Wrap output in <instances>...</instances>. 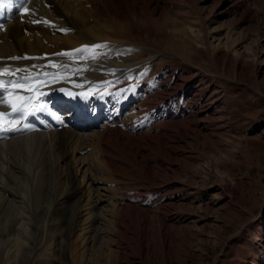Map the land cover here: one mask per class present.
<instances>
[{
  "label": "rangeland",
  "instance_id": "1",
  "mask_svg": "<svg viewBox=\"0 0 264 264\" xmlns=\"http://www.w3.org/2000/svg\"><path fill=\"white\" fill-rule=\"evenodd\" d=\"M193 1L150 2L149 16L141 5L128 7L133 23L142 18L129 29L140 35L132 59L140 64L159 57L146 61L140 80L148 82L152 97L167 100L160 109L163 127L150 133L141 118L142 124L120 120L122 129H112L126 134L101 137L103 129H97L95 137L96 127L81 131L88 135L82 145L93 190L81 189L70 228L58 214L47 257L38 264H80L86 212L109 240L103 256L97 242L82 264H264V0H197L199 13ZM86 4L87 23L102 16L111 20L105 5L99 16L93 2ZM120 12L127 19L123 5ZM133 100H125L128 109ZM134 116L126 109L121 118ZM108 147L115 154L111 160ZM66 180L59 172V202L67 194ZM93 191L105 202L86 207ZM124 207L132 209L119 217ZM118 230L127 233V247L116 242ZM121 250H129L128 256L118 254ZM5 255L0 252V264L7 262Z\"/></svg>",
  "mask_w": 264,
  "mask_h": 264
},
{
  "label": "bare ground",
  "instance_id": "2",
  "mask_svg": "<svg viewBox=\"0 0 264 264\" xmlns=\"http://www.w3.org/2000/svg\"><path fill=\"white\" fill-rule=\"evenodd\" d=\"M153 1L157 3L159 0H11V7L0 9V69L8 68L12 73L0 79L19 78L22 75L37 72H63V66L67 65L69 68L86 70L69 75L67 80L60 79L46 83L40 91L49 95L47 90L59 87L73 90V94L88 92L86 99L79 96L73 98L64 94L70 99L72 106H75L74 103L79 104L72 118L62 117L57 113L51 115L42 113V118L38 121L34 117L21 121L17 125L19 131L0 133V252L6 253L7 262L4 264H38L39 259L46 256L45 251L48 250L47 243L51 236L52 224L57 220L58 214H61L65 227L70 228L71 220L75 216L81 199L79 196L81 189L85 187L89 193L93 190L91 182L85 177L88 166L85 153L88 151H85L82 145V141L88 135L81 131H92L90 130L92 128L103 129L104 127L103 132L99 133L101 137L110 133L126 134L113 131L115 126L119 129L123 127L121 122L113 123V121L121 105L126 99L132 97L138 100H133V107L139 108V113L142 112L139 117L142 118V122L151 127L150 133L158 134L163 127L161 121L164 120V114L160 109L164 110L167 100L152 97L149 92L151 87L143 88L146 81L142 80V84L140 80L146 69L144 66L146 61L157 60L159 57L152 55L140 64L132 59L138 47H141L136 42H139L140 35L135 30L132 36L129 29L138 23L141 24L142 18L139 16L136 23L128 19V7H134V5H141V13L146 12L148 16L152 14L154 10L149 11L152 7L149 3ZM194 1L193 5L198 9V2ZM4 2L8 3V0ZM92 2L94 14L102 16L101 6L105 5L106 12L111 14V20L102 16L101 20L95 19V22L87 23L84 7L88 6L86 3ZM121 5L126 9L125 14L128 20L122 18ZM206 21L209 19L202 20V25H205ZM97 23L102 26H97ZM115 25L124 36L117 32ZM203 28L204 33L205 28L204 30ZM61 29L67 31H61ZM130 38L136 40L128 41ZM93 45H106L105 48L95 50L97 53H102L96 59H80V56L84 54H80L79 59L74 56L64 58L63 55L56 57L58 53L72 52L75 48ZM172 54L175 55L176 52ZM46 55L50 56V64L47 63ZM12 57H27V59L18 61L11 60ZM120 58L131 62L121 63ZM51 64L58 67L53 68ZM16 69L27 71L16 72ZM128 78H132L133 82ZM138 83L142 84L140 88H137ZM77 84L83 87H75L74 85ZM92 85L95 87L92 88ZM110 94L112 109L110 105L108 106L106 98ZM126 103L128 109V101ZM53 104L63 106L58 100H54ZM0 112H11V107L0 103ZM149 113L153 114L150 116ZM130 114L134 116L132 112ZM14 118L15 114L9 119ZM99 122L103 123V126ZM25 123L32 126L31 130L23 128ZM111 123L113 126L109 125ZM95 131L97 130L92 131V135L96 137ZM114 155L108 147L106 157L111 160ZM93 157L94 153L91 154V158ZM88 159H90L89 156ZM59 172H65L67 178V194L63 202H59L56 196ZM72 172H75V175ZM78 178H80L79 183ZM100 198L101 196L98 197L93 191V196L87 201L86 207L92 204L99 206L105 202H99ZM62 204L67 205L63 207ZM129 209L132 208L124 207L120 210L119 217ZM84 216L87 222L81 229L83 233L81 240L85 242V245L81 248L80 264L83 260L85 261L88 253L90 258L93 246L97 242L103 256L102 246L105 245V240H109L107 230L94 229L91 224L94 217L92 213L86 212ZM126 235V232L118 230L116 242L123 243L127 247L128 244L124 243L128 240ZM161 245L164 243L162 242ZM149 253L151 252L146 244L145 254ZM118 254L128 256L129 250H121ZM71 261H73L72 258Z\"/></svg>",
  "mask_w": 264,
  "mask_h": 264
},
{
  "label": "snow or ice",
  "instance_id": "3",
  "mask_svg": "<svg viewBox=\"0 0 264 264\" xmlns=\"http://www.w3.org/2000/svg\"><path fill=\"white\" fill-rule=\"evenodd\" d=\"M5 7H11V0H8V3H5L4 0H0V9ZM46 24L48 22H45ZM61 31H67L66 29H61ZM106 45H93V46H82L79 49H75L72 52H63L56 55H63L69 58L73 57L76 54H84L80 56V59H96L102 53H97L96 49L105 48ZM11 59H27V57H12ZM53 68L58 66L55 64L50 65ZM47 67V66H46ZM63 72H37L36 74L29 73L28 75L19 77L18 79L4 80L0 79V88H3L5 85H10L11 88L8 91L7 98L0 101V103L7 104L11 107V112H0V133L19 131L17 127L21 121L27 120L29 117H35L38 114H47L51 115L52 113L49 110V104L44 99L46 93L40 91V88L46 83L56 82L60 79L67 80L69 75H74L78 72H81L86 69L81 68H69L67 65L63 66ZM16 72L27 71L16 69ZM12 75L8 68L0 69V77ZM106 84L108 82H105ZM75 87H83L82 85H74ZM16 89H24L25 91L31 93V95H18L15 93ZM65 95L75 98L79 96L82 99L88 97V92H80L73 94L70 90L60 89ZM91 91V89L89 90ZM14 119H9L13 117ZM31 125L25 123L23 128L25 130H31Z\"/></svg>",
  "mask_w": 264,
  "mask_h": 264
}]
</instances>
